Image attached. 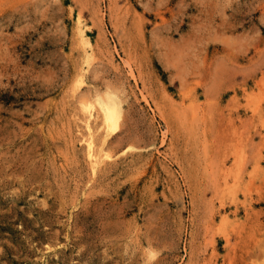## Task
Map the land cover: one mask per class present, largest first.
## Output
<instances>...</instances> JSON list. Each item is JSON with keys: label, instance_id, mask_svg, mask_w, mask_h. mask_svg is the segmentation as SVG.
Returning a JSON list of instances; mask_svg holds the SVG:
<instances>
[{"label": "rangeland", "instance_id": "1", "mask_svg": "<svg viewBox=\"0 0 264 264\" xmlns=\"http://www.w3.org/2000/svg\"><path fill=\"white\" fill-rule=\"evenodd\" d=\"M0 264H264V0H0Z\"/></svg>", "mask_w": 264, "mask_h": 264}, {"label": "bare ground", "instance_id": "2", "mask_svg": "<svg viewBox=\"0 0 264 264\" xmlns=\"http://www.w3.org/2000/svg\"><path fill=\"white\" fill-rule=\"evenodd\" d=\"M81 20V19H80ZM79 20V21H80ZM81 27V26H80ZM79 28V27H78ZM86 28V27H85ZM79 32V31H78ZM81 35L83 39L86 38V32H84V29L81 27L80 28ZM79 32V33H80ZM92 46V45H91ZM91 48V47H90ZM85 52V51H84ZM92 52V51H91ZM93 53V52H92ZM85 54V53H84ZM86 58V57H85ZM87 62V61H86ZM85 67V66H84ZM83 67V68H84ZM82 72V70H81ZM86 72V71H85ZM80 74V73H79ZM97 92V91H96ZM100 93V92H99ZM105 95V94H104ZM101 96V95H100ZM103 97H98V102L99 106H101L103 112H104V122L106 125V131L107 135H110L112 133H116L118 126H119V119L121 118L122 114V108L120 105V100L115 94H107V96ZM100 108V109H101ZM103 118V117H102ZM105 130V129H104ZM117 134V133H116ZM114 137V136H113ZM89 148L90 150H94L92 146V141L89 143ZM97 154V153H96ZM92 157L94 155L92 154ZM102 157V156H101ZM99 160V159H98ZM98 160L96 159V162L98 163ZM101 162V161H100ZM99 164V163H98Z\"/></svg>", "mask_w": 264, "mask_h": 264}]
</instances>
